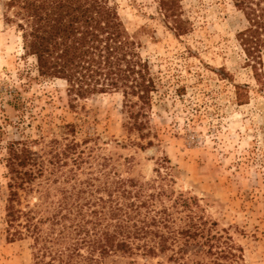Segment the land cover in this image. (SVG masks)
Instances as JSON below:
<instances>
[{
    "label": "trees",
    "instance_id": "1",
    "mask_svg": "<svg viewBox=\"0 0 264 264\" xmlns=\"http://www.w3.org/2000/svg\"><path fill=\"white\" fill-rule=\"evenodd\" d=\"M232 1L248 23L237 36L255 66L264 47V0ZM179 5L159 0L177 33L184 31ZM5 6L11 15L4 19L19 33L24 55L35 58L38 76L63 81L72 99L120 92L128 129L145 136L155 81L107 0ZM13 99L21 110L18 95ZM63 128L60 139L22 135L2 144L0 137L8 177L0 220L6 240L29 241L31 264H246L243 248L204 216L196 197L164 183L168 173L156 169L157 177L145 181L119 157L101 153L99 137L79 141L75 125Z\"/></svg>",
    "mask_w": 264,
    "mask_h": 264
},
{
    "label": "rangeland",
    "instance_id": "2",
    "mask_svg": "<svg viewBox=\"0 0 264 264\" xmlns=\"http://www.w3.org/2000/svg\"><path fill=\"white\" fill-rule=\"evenodd\" d=\"M6 1L0 0L1 143L22 135L60 139L65 124L75 125L79 141L99 137L101 153L119 157L133 175L148 181L156 169L168 173L164 183L196 197L204 216L243 248L246 264H264V47L260 63H247L237 35L248 23L233 1L179 0L184 31L177 33L159 0H107L155 81L142 137L128 129L120 92L72 99L63 81L38 76L35 58L24 55L19 33L4 19L11 15ZM15 95L21 110L13 108ZM3 152L1 146L0 158ZM7 181L0 160V216ZM28 243L6 240L0 220V264H31Z\"/></svg>",
    "mask_w": 264,
    "mask_h": 264
}]
</instances>
